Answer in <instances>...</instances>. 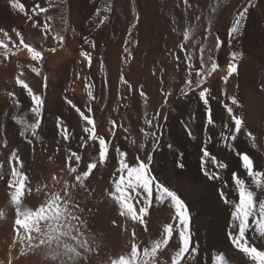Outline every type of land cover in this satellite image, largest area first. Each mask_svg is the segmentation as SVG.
<instances>
[{
  "label": "bare ground",
  "instance_id": "6f19581e",
  "mask_svg": "<svg viewBox=\"0 0 264 264\" xmlns=\"http://www.w3.org/2000/svg\"><path fill=\"white\" fill-rule=\"evenodd\" d=\"M17 2L24 6L28 15L13 9L12 0H0V40L7 41L9 48L16 52L15 55L9 53L5 59L2 54L4 50L0 49V163L4 165V179H0V210L6 212L0 218V261L7 264L11 249L12 264H48L38 252L19 256L18 241L12 247L16 236L15 210L10 205L11 190L6 183L11 172L8 162L10 150L18 149L24 162L23 171L29 176L28 186L32 189L30 195L25 194L24 204L32 208L42 204L48 193L62 192L65 181L74 182L75 174L69 173L66 167L70 151L82 157L78 171L86 170V164L98 154V144L88 139L83 131L84 122L75 109L66 103L65 98H68L86 115L87 108L91 107V115L97 122V134L103 135L112 145L108 162L104 166L98 163L86 181L90 189H94L92 198L84 201L85 194L78 189L75 191L82 206L86 203L87 207L93 208V214L85 218L90 234L101 245L87 264H111L113 259L128 255L133 242L139 245L141 251L145 247L150 248L155 240L162 237L165 225L172 223L174 228L177 227L173 221L174 210L168 207L167 202L157 205L155 192L143 225L119 216L115 205L103 195L105 190H112V174L118 167L115 148L126 151L129 161L137 155L144 158L150 151L151 138L146 142L147 147H139L145 143L141 129L154 130L145 125L144 113L147 111L151 118L157 110L161 114L163 128L162 132L157 133L161 136L160 146L153 154L151 174L174 190L189 207L192 244L198 249L191 264H214V257L221 253L229 264H251L231 244L228 237L231 210L219 195L223 190L231 198L238 199L233 176L240 175L248 182L250 178L244 173L236 154L225 148L220 132L225 130L224 124L234 127L223 107L224 103L230 104L224 95L227 90L228 95H235L242 105L241 108L233 106L234 113L243 115L247 130L256 137L253 141L242 130L235 144L238 150L249 153L256 165L264 170V0H189L190 8H185L183 0H66L62 6V15L67 21L66 30L59 18V9L54 7L48 13L54 16L49 22L52 31L60 32L65 37L63 48L51 33L45 39L41 32L45 14L35 16L31 11L37 3L41 7L48 6V0ZM106 2L111 4V12L102 10ZM249 3L254 6L248 10L242 34L229 44L231 23ZM213 7L216 8L215 12H212ZM98 10L100 16L96 15ZM105 15L108 20L100 23ZM29 16H32L31 20ZM197 16L200 17L199 21L196 20ZM209 20L212 32L207 35L205 58L211 49L220 66L205 85L210 87L211 96L215 97L210 98L215 127L206 123L207 113L198 98L199 90L189 92L187 97L181 95L180 91L185 87L187 77V62L183 60L184 53L178 47L183 42V31L188 25L195 28L193 40L185 44L186 49L193 47V41L197 38L203 43ZM33 22H37L38 26L34 27ZM133 22H136V28L132 29L129 41L128 31ZM217 37L222 42L219 49L216 48ZM21 41L41 50L44 60L38 64L31 60L26 49L17 51L14 46H20ZM86 41H94L96 48L91 49ZM126 46L131 52L130 57L124 51ZM199 47L200 44L194 47L193 63L196 68L199 67ZM50 48H56V51L51 52ZM81 50L92 52L90 68L79 55ZM233 51L241 53L238 70L225 85L222 77L227 74L230 53ZM174 56H180L181 61H176ZM30 65L40 68L41 75L32 72ZM21 73V78L34 91L42 93L45 101L39 130L41 140L29 134L33 140L31 145L20 136V126L12 119L13 116L23 117L27 113L26 118L33 120L30 98L16 84V77ZM77 73L80 74L79 79L76 78ZM121 75L131 85V90L121 83ZM44 77H47L46 88ZM89 82L94 85V100L87 95L86 84ZM141 91L146 101L140 95ZM9 92L15 93L21 102L19 109L12 104ZM165 93H171L167 96V104L164 103ZM164 116H167L166 121L163 120ZM57 118L63 120L68 128V141L59 135ZM110 121L117 124L114 137ZM4 140H7L8 147L3 146ZM168 145H172V148L169 149ZM205 146L217 160L228 165L222 171V181H209L202 174L200 158L201 149ZM181 153L185 164L183 169L176 166ZM72 166H76L74 159ZM208 167L216 170L210 163ZM53 176L57 177V181L52 180ZM37 185L39 191H36ZM262 198L264 193L257 191V199ZM133 231L136 234L134 241ZM252 235L250 232L249 236ZM177 237L178 233L174 232L169 246L158 254L160 264H171V256L178 248ZM253 242L261 243L259 240Z\"/></svg>",
  "mask_w": 264,
  "mask_h": 264
},
{
  "label": "snow or ice",
  "instance_id": "6c2138e0",
  "mask_svg": "<svg viewBox=\"0 0 264 264\" xmlns=\"http://www.w3.org/2000/svg\"><path fill=\"white\" fill-rule=\"evenodd\" d=\"M66 3V0H48V6L41 7L39 3L32 8V14L35 16L44 15L43 26L40 29L44 34L45 39L51 33L52 38L63 48L65 37L60 32H53L49 24L54 19L53 15H49L50 9L57 8L60 10V20L64 25V30L67 27V21L62 15V6ZM185 8H190L189 0H183ZM252 3L234 17L230 31H229V44L233 40L242 34L244 22L247 19L248 10L253 7ZM11 7L17 9L19 12L28 15L24 6L12 0ZM104 12H111L112 7L110 3L105 4L102 9ZM216 8H212V12H215ZM97 16H100V10L96 12ZM29 20L32 16L28 17ZM200 17L197 16L196 20L199 21ZM108 20V16L105 15L101 18L100 23ZM138 21V17H137ZM33 26L37 27L38 23L33 22ZM136 28V22H133L131 28L128 31V40L131 41L132 29ZM211 21L209 20L208 28L206 29V35L204 42L201 43L197 38L193 41V47L186 49L185 44L193 40L195 28L192 25L186 26L183 31V42L178 45L179 50L184 53L183 60L187 62V77L185 87L182 88L181 95L187 97L189 92L198 91V98L202 102V105L207 113L206 123L207 125L216 126V120L213 116L212 107L210 105L211 96L210 87L205 86L208 82V78L217 71L220 67L217 61L212 55V50H208L207 58H205V49L207 45V35L211 34ZM89 43L91 49L96 48L94 41H86ZM126 44L128 41L125 42ZM196 44H200L199 47V67L196 68L193 63L194 47ZM222 42L217 37L216 48L219 49ZM19 51L26 49L27 53L31 57L32 61L39 64L44 60V53L37 48L20 42V46H14ZM0 49H3V55L7 59L8 54L15 55L16 52L9 48L8 42L0 40ZM49 51L55 52L56 48H50ZM124 51L128 53L129 57L131 52L126 46ZM79 55L83 57V60L87 62V66L90 68L93 63V55L91 51L81 50ZM172 55V53H169ZM241 57V53L233 51L230 53L229 62L227 65V74L222 77L224 84L228 83L230 77L237 74L238 62ZM176 61H181L180 56H174ZM31 67V71L37 76L41 75V70L38 67ZM193 74L195 75V82H193ZM20 76L16 77V84L25 90L27 97L30 98L31 107L30 113L33 116V120L29 121L27 113L21 116H13L14 122L20 126V136L27 140L28 144H33V140L29 138L35 137L36 140H41L39 130L43 122L44 115V95L33 90L24 79ZM76 78H80V74H76ZM44 87H47V77H44ZM122 84L128 85L131 90V85L124 79L123 75L120 76ZM88 88V97L91 100L96 99L93 95V87L90 82L86 84ZM171 93H165V101L167 104V96ZM12 104L19 109L21 102L17 99L16 94L9 92ZM140 95L147 100L145 94L141 91ZM224 95L229 103H224L223 107L230 118L234 127H229L228 124L223 125V129L220 132L221 140L224 142L225 148L234 152L241 162V166L244 173L250 182L241 178L240 175H234L233 180L235 184V193L238 199L231 198L229 194L220 190L219 195L225 205L231 210L230 230L228 237L231 244L242 253L251 264H264V198L257 199V191L264 193V170H261L256 165L254 159L249 153L238 150V145L235 144L242 130L249 139L255 141L254 134L247 130L245 126V120L242 114L234 113V108H241L242 105L235 95H228L225 90ZM66 103L70 105L79 114L80 119L84 122L85 127L83 131L87 133L88 139L98 144V154L93 156L91 162L86 164V170L78 171L81 162V155L75 151H70L67 156V171L71 174H75L73 177L74 182L69 183L65 181L61 191H52L48 193L45 201L38 207L32 208L24 204L25 194H31L32 189L29 187V176L23 171L25 165L18 149H11V155L9 157V165L11 166L10 179L6 181L10 196V205L15 210V239L12 247L16 246L18 241L20 244L19 256H27L29 252H38L48 264H87L93 253L101 247L97 238L90 234L88 228V220L85 218L87 215L93 214V208L87 207L85 203L83 206L77 200L75 191L78 189L84 193V201L92 198L94 189H90L86 181L92 176L93 171L97 168L99 163L104 166L109 160V153L112 148L111 142L106 140L103 135L97 134V122L91 115V107L87 108L88 114L86 115L81 108L77 107L71 99L65 98ZM163 120H167V116L163 117ZM144 123L148 129H154L153 131H147L141 129L144 137V144L139 147H147V140L151 138L152 145L148 154L141 158L139 155L135 156L131 161L128 159V153L121 150L119 147L115 148L116 167L115 172L112 174V190H105L103 193L106 199H109L116 207L119 216L124 217L126 220L130 219L140 224H145V217L149 215V209L152 207L153 193L155 192V199L157 205L167 202L168 207L173 211V221L177 227H173L172 223H169L163 228V235L160 239L155 240L151 247H145L142 251L137 243L131 244V251L128 255H121L117 259H113L111 264H160L158 261V254L163 249L169 246L170 241L173 239V234L178 233V248L171 256V264H191L195 258L198 249L192 244V231L190 228L191 215L189 207L186 202L172 189L165 186L160 182L152 173L153 154L160 146L161 136L158 132H162L163 124L161 123V114L157 110L156 114L151 118L148 117L147 111L144 113ZM112 126L113 137L115 136L114 129L117 127L115 121H110ZM57 127L59 129V135L63 137L65 141H68L70 134L67 126L63 120L57 118ZM191 136V132H189ZM211 141V137H209ZM135 143V140H133ZM4 147H8L7 140L3 142ZM169 149L172 145H168ZM202 156L200 158L201 170L203 176L209 181H222V171L228 167L222 160H217L209 149L205 146L201 149ZM183 154H180V159L177 161L176 166L180 169L185 167L182 162ZM73 159L76 166H72ZM14 162V163H13ZM209 163L214 166L215 171L208 167ZM4 165L0 163V179H4L2 172ZM119 173V175H116ZM53 181H57V177H52ZM227 185H225L226 187ZM255 189V190H254ZM40 187L37 185L36 191H39ZM134 193V195H133ZM135 205L134 206V203ZM138 206V210H137ZM99 209H97L98 211ZM6 212L0 210V218L4 217ZM251 221V223H250ZM115 223V221H113ZM254 235L249 236V233ZM135 232L133 231V241L135 240ZM259 240L261 243L258 245L253 241ZM13 257L11 255V249L8 253L7 264H12ZM0 264H4V261H0ZM167 264V262H164ZM214 264H229L224 254H218L214 257Z\"/></svg>",
  "mask_w": 264,
  "mask_h": 264
}]
</instances>
